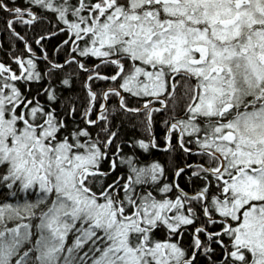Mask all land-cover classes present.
Here are the masks:
<instances>
[{
    "label": "snow or ice",
    "instance_id": "obj_1",
    "mask_svg": "<svg viewBox=\"0 0 264 264\" xmlns=\"http://www.w3.org/2000/svg\"><path fill=\"white\" fill-rule=\"evenodd\" d=\"M0 20V264H264V0H0ZM82 74L77 119L57 85ZM157 124L196 158L163 183L136 154Z\"/></svg>",
    "mask_w": 264,
    "mask_h": 264
},
{
    "label": "trees",
    "instance_id": "obj_2",
    "mask_svg": "<svg viewBox=\"0 0 264 264\" xmlns=\"http://www.w3.org/2000/svg\"><path fill=\"white\" fill-rule=\"evenodd\" d=\"M45 26L46 25H37V28L39 29L40 27H45ZM50 30L54 31V29H50ZM63 38L64 37L58 35L56 39L53 41L51 47L54 48L55 44L59 43L60 40ZM11 40H12L11 35L5 31L4 24L2 20H0V60H3L5 63L8 62V57L6 54L9 50V42ZM45 43H48V41H45ZM17 47H22V45L18 43ZM61 57H63V53H61ZM12 67L15 68L16 65L13 64ZM63 71L65 73L74 72L75 66L71 65L69 67H65ZM83 75H86V74H82L81 78H76L75 76H73L72 83L70 85L63 86L62 88L59 84L57 85L58 90L63 91L64 96L70 97L71 102L75 103V106L77 108V112H76L77 119L80 116V110H82L83 105L87 103L86 90L83 88ZM93 87L100 88L102 87V85L93 82ZM107 103L111 105L113 101L109 100L107 101ZM97 108H98V105H97ZM154 133L156 135L159 146L156 148H150L147 152H145L143 149L137 148L136 154L140 157L141 162L148 163V162H151L152 160H157L162 165H164L165 177L167 179L162 180L161 183H163V182H167L172 179V172H173L172 165L173 164H175L177 167H180L183 165V163L185 162L191 163L196 158L194 156L185 158L179 152H177L175 157H173L172 153L169 152L168 149H165L163 147V139H162L163 132L159 124L155 126ZM140 134H141V130L139 128L133 129L131 127L130 122L121 128V136L133 137L134 135L138 136ZM172 143L173 145H175V141H173ZM124 151L131 153L132 151L131 146H125ZM186 176H187V173H185V176H181L179 178V182L181 183V186H184L186 184V179H185ZM185 240H187V236L185 237ZM198 264H204V260L201 259L198 262Z\"/></svg>",
    "mask_w": 264,
    "mask_h": 264
}]
</instances>
